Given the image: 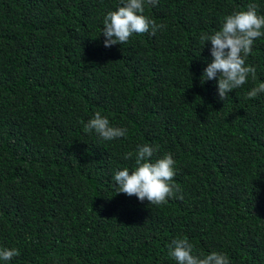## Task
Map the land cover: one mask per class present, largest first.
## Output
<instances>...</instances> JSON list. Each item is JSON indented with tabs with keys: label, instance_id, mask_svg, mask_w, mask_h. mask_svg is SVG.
Instances as JSON below:
<instances>
[{
	"label": "trees",
	"instance_id": "trees-1",
	"mask_svg": "<svg viewBox=\"0 0 264 264\" xmlns=\"http://www.w3.org/2000/svg\"><path fill=\"white\" fill-rule=\"evenodd\" d=\"M264 0H158L164 27L105 47L103 19L122 0H0V264H178L193 254L264 264V36L247 82L219 98L202 34ZM264 31V30H262ZM96 112L126 136L84 126ZM171 153L179 192L160 205L116 193L115 171L138 145ZM128 153L132 157L125 159Z\"/></svg>",
	"mask_w": 264,
	"mask_h": 264
},
{
	"label": "clouds",
	"instance_id": "clouds-1",
	"mask_svg": "<svg viewBox=\"0 0 264 264\" xmlns=\"http://www.w3.org/2000/svg\"><path fill=\"white\" fill-rule=\"evenodd\" d=\"M155 6L158 0H122V6L109 10L103 19L102 33L106 37L105 47L125 44L133 34L150 33L164 27L144 15L145 3ZM257 5L249 3L246 9L234 10L224 17L219 30L213 34H202L200 39L211 42L212 61L204 69L201 84L205 80L216 79L219 98L224 100L228 93L244 85L249 74L256 78V69L246 65L254 41L264 36V15L257 12ZM264 93V82L253 87L248 98ZM95 131L103 140L111 141L126 136L127 130L110 126L109 120L96 112L84 126L86 133ZM155 149L148 145H138L135 166L130 170L124 167L115 171L112 177L117 185L116 193L135 195L141 202L160 205L179 192L178 184L173 183L175 161L171 153L152 159ZM128 153L125 159L131 158ZM169 255L178 264H230L226 254L212 251L194 255V245L186 238H175L168 245ZM19 254L16 248H0V260L9 261Z\"/></svg>",
	"mask_w": 264,
	"mask_h": 264
}]
</instances>
